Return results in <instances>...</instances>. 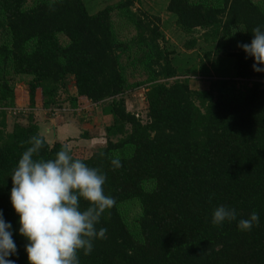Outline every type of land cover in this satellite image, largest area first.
Listing matches in <instances>:
<instances>
[{"label": "trees", "instance_id": "obj_1", "mask_svg": "<svg viewBox=\"0 0 264 264\" xmlns=\"http://www.w3.org/2000/svg\"><path fill=\"white\" fill-rule=\"evenodd\" d=\"M134 6L121 0L90 14L85 0H0V210L18 250L10 258L29 264L10 193L27 141L41 133L35 109L63 114L107 103L114 122L106 146L88 157L71 151L106 174L104 192L117 200L98 226L107 228L106 238L91 255L80 253L81 264H264V73L254 72V59L238 47L264 24V0H170L184 50L201 54L167 48L161 19ZM131 53L145 72L139 82L126 66ZM208 63L233 78L193 90L190 75L212 74ZM235 79L258 82L240 88ZM69 80L77 95L62 102ZM21 83L28 86V125L8 132ZM139 88L146 89V121L126 107L125 96ZM62 147L68 142L45 138L41 156L54 158ZM112 158L123 167L113 170ZM219 205L240 218L257 211L259 227H214Z\"/></svg>", "mask_w": 264, "mask_h": 264}, {"label": "clouds", "instance_id": "obj_2", "mask_svg": "<svg viewBox=\"0 0 264 264\" xmlns=\"http://www.w3.org/2000/svg\"><path fill=\"white\" fill-rule=\"evenodd\" d=\"M251 43L238 47L253 58V71L264 73V24L253 29ZM14 167L10 201L19 217V234L27 241L25 251L29 264H81L94 251L95 242L106 238L107 228L98 227L105 213L117 200L104 192L106 174L74 158L71 150L62 147L54 158L45 159V133L33 135L27 141ZM23 147V145H22ZM113 170L123 167L120 159L112 158ZM88 202L81 208V201ZM235 222L242 233L260 225V215L252 211L240 218L234 207L219 205L212 211L211 223L223 227ZM13 225L0 210V264H15L10 257L17 255Z\"/></svg>", "mask_w": 264, "mask_h": 264}, {"label": "rangeland", "instance_id": "obj_3", "mask_svg": "<svg viewBox=\"0 0 264 264\" xmlns=\"http://www.w3.org/2000/svg\"><path fill=\"white\" fill-rule=\"evenodd\" d=\"M121 0H85L86 7L90 14H95L99 12L100 10L106 8L107 6L114 5ZM135 3V11L147 15L148 17H159L161 19V28L163 33H165L167 44L165 46L169 48L170 50H175L176 54L183 53V54H190L192 52H196L201 54V50L197 48L196 51H190L187 52L184 49V39L181 36L178 29H176V17L172 14L168 13V5L170 0H133ZM200 34V33H198ZM186 40V39H185ZM133 58H130L128 61L126 60V66L132 67V70L129 69V72L133 75L134 81H141L145 78L142 74L145 73L143 71V67L138 66L137 67V58L133 53H131ZM213 64H216V62L213 60ZM208 66L212 68V74L209 75H203V74H192L190 75L191 78H189L190 87L193 90L197 91H207L210 89L211 83L213 81H216L218 79H227L233 78V75L228 74L227 76H224L223 74L219 75L218 73H215V70L213 69V65L211 63H208ZM215 67V66H214ZM217 68H220V66H216ZM225 66H222V69L224 71ZM135 71V72H134ZM200 72V71H199ZM140 73V75H139ZM137 77V78H136ZM188 77V76H187ZM195 77V78H194ZM238 83V87L243 88L244 85H248L249 87H252L253 84L256 81H243L240 79H235ZM263 87H264V81ZM28 86L26 83H21L16 87V107L13 110L8 111V132H10L16 124H22L24 126L28 125V104L24 100V94L27 92ZM63 91L60 94V99L63 101H69L73 97H75L76 94V88L74 87V84L71 80L67 82L66 88L63 89ZM126 99V107L127 110L131 113L138 114L140 117H143V120H147V101H146V89L145 88H139L137 90H134L130 93H128L125 96ZM61 103V102H60ZM64 104V103H63ZM70 105V104H69ZM88 107L89 109V116H88V122L90 123L88 127V132L92 136V141L88 143L81 144V146H74V143L68 142V147L71 151H74L77 153V155H82L84 157H88L93 152L99 150L100 148H103L107 144V132L106 128L108 126H112L114 122V118L112 115L106 114L104 112L105 108L107 107V103L99 104V105H92V104H84L83 107ZM41 110V112L37 111ZM60 110L59 108H50V109H44V108H38L35 109V113H37V117L41 121L42 117L45 119L51 118L53 121L57 122V115L61 114V110L56 113L55 111ZM69 109H65L64 112H68ZM26 111V112H25ZM31 111V109H30ZM33 112V111H32ZM31 112V113H32ZM28 113V114H27ZM65 117L64 119H66ZM62 119V120H64ZM51 144H53V141H50ZM84 145V146H83Z\"/></svg>", "mask_w": 264, "mask_h": 264}, {"label": "crops", "instance_id": "obj_4", "mask_svg": "<svg viewBox=\"0 0 264 264\" xmlns=\"http://www.w3.org/2000/svg\"><path fill=\"white\" fill-rule=\"evenodd\" d=\"M89 109L90 108L86 106H80L73 111L69 109L68 112H65L57 117L58 123L53 121L51 118L45 119L42 117L39 123L41 132L45 133L47 141L49 143L50 141H53V144L59 141L69 142L72 144L74 143V146H81V144L91 142L93 138L91 134L87 133V126L90 124L87 121L90 112ZM37 111L41 112V110ZM65 117L67 118L64 119ZM83 134H88V139H83Z\"/></svg>", "mask_w": 264, "mask_h": 264}, {"label": "built area", "instance_id": "obj_5", "mask_svg": "<svg viewBox=\"0 0 264 264\" xmlns=\"http://www.w3.org/2000/svg\"><path fill=\"white\" fill-rule=\"evenodd\" d=\"M59 111H60V110H57V111H55L56 113H54V114L56 115V114H57V112H59ZM58 115H59V114H58ZM58 115H57V116H58Z\"/></svg>", "mask_w": 264, "mask_h": 264}]
</instances>
